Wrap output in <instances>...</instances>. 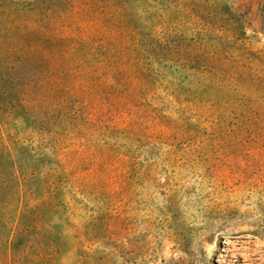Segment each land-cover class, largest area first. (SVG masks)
<instances>
[{"label": "rangeland", "instance_id": "obj_1", "mask_svg": "<svg viewBox=\"0 0 264 264\" xmlns=\"http://www.w3.org/2000/svg\"><path fill=\"white\" fill-rule=\"evenodd\" d=\"M262 5L0 0V264H264Z\"/></svg>", "mask_w": 264, "mask_h": 264}, {"label": "trees", "instance_id": "obj_2", "mask_svg": "<svg viewBox=\"0 0 264 264\" xmlns=\"http://www.w3.org/2000/svg\"><path fill=\"white\" fill-rule=\"evenodd\" d=\"M262 7H264V5H262ZM262 12H261V28H262V30L264 31V10H261ZM22 93H24V91L22 92ZM8 157H9V159H13V157L11 158L10 157V154L8 155ZM14 160V159H13ZM25 171V170H24ZM24 171L22 170L21 172H18L20 175H23V173H24Z\"/></svg>", "mask_w": 264, "mask_h": 264}]
</instances>
